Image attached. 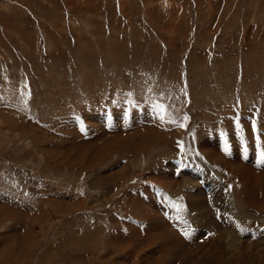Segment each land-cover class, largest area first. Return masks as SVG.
<instances>
[{"label": "rangeland", "instance_id": "1", "mask_svg": "<svg viewBox=\"0 0 264 264\" xmlns=\"http://www.w3.org/2000/svg\"><path fill=\"white\" fill-rule=\"evenodd\" d=\"M262 152L264 0H0V264H264Z\"/></svg>", "mask_w": 264, "mask_h": 264}, {"label": "crops", "instance_id": "2", "mask_svg": "<svg viewBox=\"0 0 264 264\" xmlns=\"http://www.w3.org/2000/svg\"><path fill=\"white\" fill-rule=\"evenodd\" d=\"M254 113L249 118V123H248L250 130L252 132V137H253V131L255 132V128H256L255 120H252L254 117ZM131 114H132V112L128 111V120L129 121L131 119ZM241 114L242 113H240L239 108H236V110H233L229 115L236 122V123H234V125H235V127H234L235 128L234 139H236V144H237V146L239 144V147L243 148V150H244V148L247 146V143L245 144V142L242 139H238V136H237L238 131L236 129V125H237L238 120L240 119L239 117ZM106 115H114V113H113V111H111L109 109V111L106 113ZM237 116H238V118H237ZM129 121H128V124H129ZM129 125L131 126V124H129ZM254 125H255V127H254ZM130 126H129V128H130ZM213 137L218 139L219 144H220V148L225 149V152L224 151L223 152L227 156H231L233 153V150L230 151L229 146L232 143V139H230L228 137V135L225 134V128H223V130L220 133H218V135H214ZM194 140H195L194 146L196 145V148H197L198 146H197L196 138H194ZM252 145L255 148V144L252 143ZM247 148H248V146H247ZM226 149H227V151H226ZM182 150H183L182 148H179L176 152V156H174V158L170 159L171 162L170 161L168 162V163H172V164L174 163V173L172 172L173 171L172 165L168 166V168H164L165 165L163 163L162 167H161L162 170H166V169L168 170L169 169L173 173L174 176H178L179 173L181 171H184V170L187 172H194L196 174H201L202 172L203 173L206 172V168H204L203 166H202V168L200 167V165H202V164H201L199 159L197 160V158L192 157V156H191V158H189L188 155L184 154ZM248 150H249V148H248ZM199 151H201V149ZM200 156H202V155H200ZM203 156H205V154ZM245 157L246 156L244 154H242L241 159L246 160ZM205 158H206V156H205ZM248 163H250V162H248ZM146 181H147V182H145L146 190L142 187H139V188H134L135 191L132 188L131 191L134 194L140 195V197H142V199H144L146 201H149V199H150L148 196V193L151 194L153 196V199H154V203L152 205L155 208V210L158 213H160L169 222L170 225L175 226V228L173 227L174 230L176 229L178 231L179 230L181 231V228L178 225H176V222L179 221L180 217L182 216L180 207L185 206L182 203V199L180 197H175V195H176L175 192L166 190L160 184L155 183L153 181H151L152 183H150L148 180H146ZM201 186H202V184H201ZM203 188L205 190H209V191L212 189L211 187L209 189H207L208 187H203ZM209 191H206L207 194ZM211 200H212V198H209V201H211ZM154 204H155V206H154ZM136 206H139V205H136ZM134 216H136V215H134ZM119 218H121L120 219L121 221L125 222L124 223L125 226H126V224H128L126 222H129V221L131 222L133 220L135 221V223H136L135 226L137 225V227L139 225V222L143 223V220L140 217L136 216V218H134L133 214H131V215L127 214L125 216H120ZM140 228L141 229L144 228V224L140 225ZM124 230L126 231V230H128V228L124 229Z\"/></svg>", "mask_w": 264, "mask_h": 264}, {"label": "snow or ice", "instance_id": "3", "mask_svg": "<svg viewBox=\"0 0 264 264\" xmlns=\"http://www.w3.org/2000/svg\"><path fill=\"white\" fill-rule=\"evenodd\" d=\"M161 118H163V117H161ZM181 126H183V125H181ZM254 127H255V125H254ZM226 151H227V149H226ZM261 159H264V152L261 153Z\"/></svg>", "mask_w": 264, "mask_h": 264}, {"label": "bare ground", "instance_id": "4", "mask_svg": "<svg viewBox=\"0 0 264 264\" xmlns=\"http://www.w3.org/2000/svg\"><path fill=\"white\" fill-rule=\"evenodd\" d=\"M258 177V176H257ZM261 179V178H260ZM260 179L258 181H260ZM253 185V184H252Z\"/></svg>", "mask_w": 264, "mask_h": 264}]
</instances>
